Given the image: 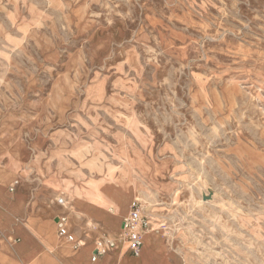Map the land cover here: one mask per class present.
Here are the masks:
<instances>
[{
	"label": "rangeland",
	"instance_id": "rangeland-1",
	"mask_svg": "<svg viewBox=\"0 0 264 264\" xmlns=\"http://www.w3.org/2000/svg\"><path fill=\"white\" fill-rule=\"evenodd\" d=\"M11 152L14 194L104 179L180 264H264V0H0Z\"/></svg>",
	"mask_w": 264,
	"mask_h": 264
},
{
	"label": "crops",
	"instance_id": "crops-1",
	"mask_svg": "<svg viewBox=\"0 0 264 264\" xmlns=\"http://www.w3.org/2000/svg\"><path fill=\"white\" fill-rule=\"evenodd\" d=\"M9 158L8 165L0 166V264L181 263L165 234L157 240L150 233L139 256L122 248L99 256L93 262L97 253L96 241L105 237H118L122 219L130 212L135 196L125 194L117 202V195L110 194L116 189L112 188V184H106L110 181L102 183L104 179H100L73 189L70 192L73 205L65 211L49 202L48 193L53 192L56 180L50 174L41 175L36 167H33V189L25 188L14 194L15 189L11 191V187L18 181L20 158L14 152L10 153ZM64 212L68 213L71 230L81 243L78 248L59 239L57 235L55 219ZM150 213L155 222L165 224L162 212L154 209ZM153 232L161 234L158 230Z\"/></svg>",
	"mask_w": 264,
	"mask_h": 264
},
{
	"label": "built area",
	"instance_id": "built-area-1",
	"mask_svg": "<svg viewBox=\"0 0 264 264\" xmlns=\"http://www.w3.org/2000/svg\"><path fill=\"white\" fill-rule=\"evenodd\" d=\"M19 185L16 181L11 187V191ZM56 203L60 208L67 211L70 203L66 197H58ZM57 235L59 239L73 245L75 248L80 247L81 243L77 240L71 230V222L67 212L56 217ZM155 224L154 218L146 211L139 201L132 202L130 212L122 219V228L115 239L101 238L96 241V255L92 261L96 262L99 256L106 255L110 252L126 248L127 252L139 256L144 247V237L153 229ZM161 229H165V224H161Z\"/></svg>",
	"mask_w": 264,
	"mask_h": 264
},
{
	"label": "bare ground",
	"instance_id": "bare-ground-1",
	"mask_svg": "<svg viewBox=\"0 0 264 264\" xmlns=\"http://www.w3.org/2000/svg\"><path fill=\"white\" fill-rule=\"evenodd\" d=\"M115 180V179H114ZM116 182V181H115ZM119 191V190H118ZM118 191H113V193H114V195H117V196H115L117 199H115L117 202H118V200H119V198L120 197H123L125 194L121 191V192H118ZM124 191V190H123ZM127 192V191H126ZM112 193V194H113ZM129 193V192H128ZM111 194V193H110ZM119 204V203H118ZM152 230H155L154 229V227H153V229ZM150 232H152V231H150ZM149 232V233H150Z\"/></svg>",
	"mask_w": 264,
	"mask_h": 264
}]
</instances>
